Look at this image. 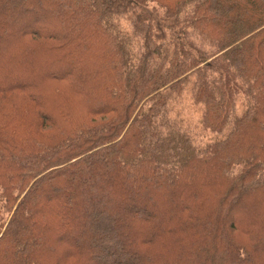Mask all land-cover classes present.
Returning <instances> with one entry per match:
<instances>
[{
	"label": "trees",
	"instance_id": "trees-1",
	"mask_svg": "<svg viewBox=\"0 0 264 264\" xmlns=\"http://www.w3.org/2000/svg\"><path fill=\"white\" fill-rule=\"evenodd\" d=\"M0 264H264V0H0Z\"/></svg>",
	"mask_w": 264,
	"mask_h": 264
},
{
	"label": "rangeland",
	"instance_id": "rangeland-1",
	"mask_svg": "<svg viewBox=\"0 0 264 264\" xmlns=\"http://www.w3.org/2000/svg\"><path fill=\"white\" fill-rule=\"evenodd\" d=\"M150 6H152V5H150ZM191 118L193 119V122H196L197 115L194 114V116H192ZM193 129H194L196 139L198 142H205L211 138V135L204 132L198 124H194Z\"/></svg>",
	"mask_w": 264,
	"mask_h": 264
}]
</instances>
